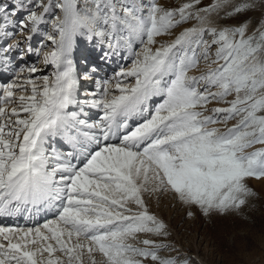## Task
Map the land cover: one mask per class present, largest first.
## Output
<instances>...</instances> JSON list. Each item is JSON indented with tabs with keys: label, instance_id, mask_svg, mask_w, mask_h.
<instances>
[{
	"label": "snow or ice",
	"instance_id": "6c2138e0",
	"mask_svg": "<svg viewBox=\"0 0 264 264\" xmlns=\"http://www.w3.org/2000/svg\"><path fill=\"white\" fill-rule=\"evenodd\" d=\"M0 40V216H54L0 226V264H189L146 198L224 214L264 179V0H0Z\"/></svg>",
	"mask_w": 264,
	"mask_h": 264
},
{
	"label": "rangeland",
	"instance_id": "374dc122",
	"mask_svg": "<svg viewBox=\"0 0 264 264\" xmlns=\"http://www.w3.org/2000/svg\"><path fill=\"white\" fill-rule=\"evenodd\" d=\"M158 2L165 6H176L183 0H158ZM204 2L207 3L208 0ZM6 3H14V0H6ZM249 15L255 22L260 16L259 8ZM170 38L161 37V39ZM36 43L37 41L34 40L33 44L36 45ZM33 56L35 60L29 57L27 63L42 67L40 58ZM125 63L127 62L122 63L121 60L117 65ZM45 70L46 68H43L41 74H49L52 71V69ZM7 79L8 77L0 79V82H6ZM93 87L94 85L90 84L88 88ZM213 106L216 105H209V107ZM232 123L235 121H231L229 126ZM246 184L253 195L246 198V203L240 209L230 210L224 214L211 212L204 215L198 208H189L184 205L171 193L162 194L159 198L155 195L147 197L146 202L149 211L167 225L169 236L164 242L178 249L180 257L188 259L189 264H264V179H247ZM189 212L193 215L189 216ZM143 238H145L143 234L138 236V239ZM152 238L158 241L163 239ZM130 243L136 244V241H130ZM137 246L142 245L137 244ZM56 255L59 256L60 253ZM159 255L173 257L176 256V252L164 249L159 252ZM85 259L87 260V257ZM100 259L101 257L97 254V264ZM146 264H153V262L149 260Z\"/></svg>",
	"mask_w": 264,
	"mask_h": 264
},
{
	"label": "bare ground",
	"instance_id": "6f19581e",
	"mask_svg": "<svg viewBox=\"0 0 264 264\" xmlns=\"http://www.w3.org/2000/svg\"><path fill=\"white\" fill-rule=\"evenodd\" d=\"M82 46H84V45L82 44ZM31 59L35 60V58H34L33 55L31 56ZM31 62H32V61H31ZM124 62H125V61L122 60V63H124ZM114 63H115V59L113 60V64H114ZM45 68H46V70H47V69H51V67H45ZM105 69H108V68L105 67L104 70H105ZM46 70H45V71H46ZM109 71H110V69H109ZM1 75L4 76V75H6V74H1ZM1 78H2V77H1Z\"/></svg>",
	"mask_w": 264,
	"mask_h": 264
}]
</instances>
